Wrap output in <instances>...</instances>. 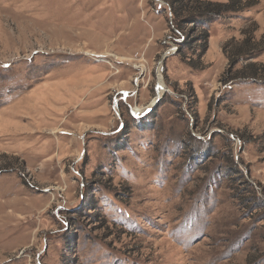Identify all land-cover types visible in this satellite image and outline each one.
<instances>
[{"label":"rangeland","instance_id":"obj_1","mask_svg":"<svg viewBox=\"0 0 264 264\" xmlns=\"http://www.w3.org/2000/svg\"><path fill=\"white\" fill-rule=\"evenodd\" d=\"M241 2L178 29L168 0H0V264H264V0Z\"/></svg>","mask_w":264,"mask_h":264},{"label":"trees","instance_id":"obj_2","mask_svg":"<svg viewBox=\"0 0 264 264\" xmlns=\"http://www.w3.org/2000/svg\"><path fill=\"white\" fill-rule=\"evenodd\" d=\"M242 0H228L226 3H218L209 0H168L173 15V23L178 29L185 25H205L231 15H237L244 10ZM241 3V4H240ZM201 40L208 41V33L203 32ZM208 43V42H207ZM206 43V45H207ZM203 47V53L207 46ZM250 40L246 41V48H251Z\"/></svg>","mask_w":264,"mask_h":264},{"label":"bare ground","instance_id":"obj_3","mask_svg":"<svg viewBox=\"0 0 264 264\" xmlns=\"http://www.w3.org/2000/svg\"><path fill=\"white\" fill-rule=\"evenodd\" d=\"M162 89V88H161ZM161 89H160V92H161Z\"/></svg>","mask_w":264,"mask_h":264}]
</instances>
